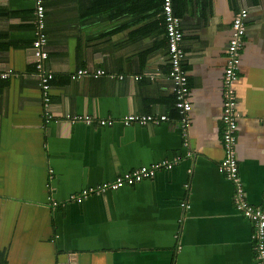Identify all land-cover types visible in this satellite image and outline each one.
<instances>
[{"label":"crops","instance_id":"0c3cea01","mask_svg":"<svg viewBox=\"0 0 264 264\" xmlns=\"http://www.w3.org/2000/svg\"><path fill=\"white\" fill-rule=\"evenodd\" d=\"M110 3L44 0L54 116L45 123L32 1L0 0V72H12L0 80V262L70 264L72 256V264H256L251 224L234 209L233 185L218 165L225 49L234 14L244 7L235 155L247 201L262 204L264 0H171L191 104L184 134L168 78L161 0H135L133 10L125 3L119 12ZM81 69L88 74L72 79ZM68 114L169 120L101 127L71 124ZM174 159L173 169L133 186L48 204Z\"/></svg>","mask_w":264,"mask_h":264},{"label":"built area","instance_id":"2783aa9c","mask_svg":"<svg viewBox=\"0 0 264 264\" xmlns=\"http://www.w3.org/2000/svg\"><path fill=\"white\" fill-rule=\"evenodd\" d=\"M33 4V39L32 54L33 66L37 77L38 86L41 92L43 120L45 123L51 121L54 117L49 110L50 106V88L53 80V74L45 66L48 58L47 52V35L45 31V6L44 0H31ZM162 16L167 41L168 58L170 69L168 78L171 82V91L175 99V109L180 117V128L183 134L189 127L187 121L188 113L191 110V104L188 99V83L187 73L182 63L185 58L184 50L181 47L182 31L180 28V19L173 13L171 0H162ZM249 11L246 8H240L235 14L231 22V33L225 49V65L222 73V146L223 158L219 162L218 170L233 185V206L234 209L241 213L251 224V243L253 258L256 264H264V193L262 196V204L260 206L251 205L245 195L243 183L239 177L237 158L235 155L236 131H237V98L235 93V84L239 79L240 58L243 48L244 37L246 32L247 18ZM11 71L0 72V80L7 79L11 75ZM85 69L77 70L71 75V78H77L87 75ZM103 70L95 71V75H103ZM64 119L73 124L82 122L86 125H94L101 127L112 126L114 123H120L123 126L131 124L138 125H159L168 121L166 115H144L129 114L119 119L111 116L105 118L94 117L88 114L66 115ZM188 146L185 141L183 144ZM178 160H161L149 165L139 166L138 168L123 173L115 178L113 182L104 183L93 188H83L68 196L65 201L57 202L48 199L49 206L56 208L64 206L69 202H82L93 193H105L110 190H118L124 186H133L144 180L153 178L159 170H171L178 165ZM185 209L189 206L187 203H181ZM0 264H3L0 262Z\"/></svg>","mask_w":264,"mask_h":264},{"label":"trees","instance_id":"16d2710c","mask_svg":"<svg viewBox=\"0 0 264 264\" xmlns=\"http://www.w3.org/2000/svg\"><path fill=\"white\" fill-rule=\"evenodd\" d=\"M110 2H111L110 4L112 7V11H116V12L123 10L124 9L123 4H125V3H126V5H128V6H126L128 8V11L133 10L135 7L134 6L135 0H110ZM97 3L100 5H103V0H97ZM142 8H144V7H142ZM161 9H162V0H161Z\"/></svg>","mask_w":264,"mask_h":264},{"label":"water","instance_id":"95a60500","mask_svg":"<svg viewBox=\"0 0 264 264\" xmlns=\"http://www.w3.org/2000/svg\"><path fill=\"white\" fill-rule=\"evenodd\" d=\"M72 258H73L72 256L69 257V259H70V260H69V263H70V264H72Z\"/></svg>","mask_w":264,"mask_h":264}]
</instances>
